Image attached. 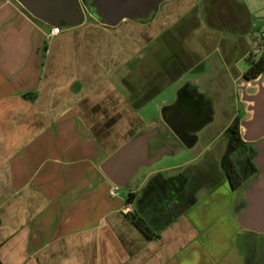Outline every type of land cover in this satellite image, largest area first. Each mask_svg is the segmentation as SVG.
Listing matches in <instances>:
<instances>
[{
    "label": "crops",
    "instance_id": "0c3cea01",
    "mask_svg": "<svg viewBox=\"0 0 264 264\" xmlns=\"http://www.w3.org/2000/svg\"><path fill=\"white\" fill-rule=\"evenodd\" d=\"M262 9L264 0H169L151 27L86 16L49 37L52 27L0 0V264H258L245 255L257 240L243 238L232 196L211 197L148 239L124 213L129 196H109L95 134L103 116H139L146 94L129 83L133 63L172 53L182 76L221 54L237 78L254 43L244 24Z\"/></svg>",
    "mask_w": 264,
    "mask_h": 264
},
{
    "label": "flooded vegetation",
    "instance_id": "af4514ba",
    "mask_svg": "<svg viewBox=\"0 0 264 264\" xmlns=\"http://www.w3.org/2000/svg\"><path fill=\"white\" fill-rule=\"evenodd\" d=\"M98 1L80 0L81 10L85 16H90L91 12L98 13L100 11L96 6ZM142 1L143 4L146 3V0ZM158 11L147 22L124 20L121 25L130 22L145 28L151 27L157 18ZM214 17L215 21L223 28L234 25V16H208V20L212 21ZM251 27L253 29L251 35V40L254 42L253 48L240 62V64H246L247 69L234 80L235 83H238L241 94V98L238 96L239 106L230 124L222 131L215 135L212 131L217 109L211 92L204 91L205 84L209 83L212 88L216 86L214 87L217 88L215 89L216 95H223L224 85L227 84L230 77L234 78L233 70L227 66L222 55H215L209 64L205 63L201 69L193 73L182 76L178 74L171 80L170 84L177 86L174 99L164 105L160 121L152 130H157L160 135L161 128H166L184 154L191 156L196 154V157L183 166L181 172L172 176L164 172H154L151 170L152 166L141 169L144 171L142 182L139 184L138 190L133 193L134 209L128 215L137 217L145 231L151 234L161 231L188 214L195 206L209 202L211 197L232 196L229 203H231L233 211L238 213L242 208L247 189L252 181L259 176L260 170L255 164V158L259 153L260 141L246 142L242 134V124L253 117L249 111L250 105L244 101L245 98L258 95L264 88V16H254L252 21L249 20L244 24V29ZM168 58L171 59H168L164 72L177 74L178 71L173 66L172 56H168ZM203 68L207 69L206 72L210 73V76L197 80V76ZM173 105L177 107L175 112H163L165 108ZM240 105L243 109H240ZM205 115L211 121L203 126L198 125L199 119ZM165 119L175 124L176 129L182 134V138L173 132ZM181 120H186L184 125ZM205 135L206 137L209 135L210 140L201 151L202 139L205 138ZM160 151L164 152L160 161L165 156L173 154L166 147L160 148L158 152ZM158 152L153 155L150 153V156L154 157ZM199 161H203L201 167H192ZM216 165H219V169L216 168ZM202 195L205 196L204 199L201 197ZM223 204L222 200L216 202L218 207ZM244 234V239L257 240L255 246H247L245 250L247 259H250L254 254L259 258L258 264H264V236L245 231Z\"/></svg>",
    "mask_w": 264,
    "mask_h": 264
},
{
    "label": "water",
    "instance_id": "95a60500",
    "mask_svg": "<svg viewBox=\"0 0 264 264\" xmlns=\"http://www.w3.org/2000/svg\"><path fill=\"white\" fill-rule=\"evenodd\" d=\"M15 1L33 19L52 28L59 24H64L67 28L78 27L86 19L81 10L80 0ZM167 1L169 0H146L143 4L142 0H99L96 6L100 11L91 12L90 16L107 27L117 28L124 20L149 21L155 16L160 6ZM244 101L250 105L249 111L253 117L243 122L242 134L248 143L260 141L259 153L255 158L260 174L247 189L236 220L243 231L264 236V88L258 95L247 97ZM176 108V105H173L165 108L163 112H175ZM165 121L176 135L183 137L175 124L166 119ZM210 121L211 119L205 115L199 119L197 124L203 126ZM185 122L186 120H181L182 125ZM158 135L157 130L143 132L128 141L102 163L100 169L114 187L129 188V183L142 168H149L160 161L163 151L158 152L154 157L150 156V142Z\"/></svg>",
    "mask_w": 264,
    "mask_h": 264
},
{
    "label": "rangeland",
    "instance_id": "374dc122",
    "mask_svg": "<svg viewBox=\"0 0 264 264\" xmlns=\"http://www.w3.org/2000/svg\"><path fill=\"white\" fill-rule=\"evenodd\" d=\"M259 16H264V9H262ZM171 55L172 53L164 56V58L166 57L165 61L163 60L162 53L160 56L158 55V58L157 55L153 56L152 59L150 58L151 60L148 68H146V65L137 68V64L133 63L132 67L135 65L136 68L133 70V80H130L129 83L130 85L134 86L135 92L143 90L145 94L148 93L149 95H145V97L138 103L139 116L135 111L133 116H122L119 114L114 117L103 116L101 118L99 126L100 132L95 134L98 138V143L101 145V151L96 163L104 162L132 138L136 137L142 132L151 131L157 126L156 124L160 121L161 111L164 105L173 101L174 94L177 90L176 85L170 84L172 83L171 80L176 77V74H172V72L166 74V71L164 72V68H166L165 62L168 61V59H171L168 58V56L170 57ZM238 69L241 73L245 72L247 65L240 64ZM232 75H235V78L230 77V80L226 82L227 84L224 83L225 85L223 95H216L217 91L215 89L217 88H214L216 86H213L212 88L209 83L205 84L204 86V91L211 92L213 102L215 103L217 109L215 122L212 124L214 128L212 130L214 135L215 133L222 131L230 124L233 116L235 115L236 109L239 106L238 96L241 98L239 85L234 81L236 79L235 72ZM202 82L204 83V81ZM221 85L222 84L220 83V87ZM132 101L138 102V100ZM240 109H243L241 105ZM208 140H210L209 135L208 137L205 135V138L202 139L203 143L201 146V151L206 147ZM162 147H166L172 151L173 154L165 156L161 161L154 164L151 168V170L154 172H164L169 176L175 175L181 172L183 166H186V164L196 157V154L194 156H191L190 154H184L175 138L164 127L161 128L160 135L151 140L150 153L153 155ZM202 162L203 161H199L192 167L199 168L201 167ZM216 168L219 169V165H216ZM143 172L144 171L141 170L139 174L131 180L129 183V188L118 189V197L116 200L119 202H126L130 192L138 190V186L142 182ZM125 206L127 205L125 204Z\"/></svg>",
    "mask_w": 264,
    "mask_h": 264
},
{
    "label": "built area",
    "instance_id": "2783aa9c",
    "mask_svg": "<svg viewBox=\"0 0 264 264\" xmlns=\"http://www.w3.org/2000/svg\"><path fill=\"white\" fill-rule=\"evenodd\" d=\"M62 33V28L61 27H54L52 28L50 34H49V37H56V36H59L60 34ZM117 191H118V188L114 187V189L110 192V197L111 198H117L118 195H117ZM127 206H125L124 208V213L125 214H131L133 212V204L132 203H128V200L127 202L125 203Z\"/></svg>",
    "mask_w": 264,
    "mask_h": 264
},
{
    "label": "trees",
    "instance_id": "16d2710c",
    "mask_svg": "<svg viewBox=\"0 0 264 264\" xmlns=\"http://www.w3.org/2000/svg\"><path fill=\"white\" fill-rule=\"evenodd\" d=\"M36 21V20H35ZM37 22V21H36ZM58 27H61V28H65L66 26L64 24H59ZM133 195L130 194L129 195V198H128V203H131L133 201ZM131 219H132V222L135 224V226L143 233L145 234V236L150 239V240H153V239H159V236L158 235H155V234H151L147 231L144 230L143 228V225L140 223V220L137 219V217L135 216H131Z\"/></svg>",
    "mask_w": 264,
    "mask_h": 264
}]
</instances>
